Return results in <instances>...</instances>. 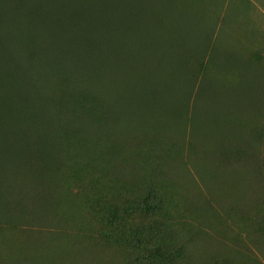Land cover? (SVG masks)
Listing matches in <instances>:
<instances>
[{
  "label": "trees",
  "instance_id": "16d2710c",
  "mask_svg": "<svg viewBox=\"0 0 264 264\" xmlns=\"http://www.w3.org/2000/svg\"><path fill=\"white\" fill-rule=\"evenodd\" d=\"M173 3L0 0V212L26 203L18 191L20 179L47 190L51 179L57 181L54 173L66 168L73 188L109 194L104 200L94 195L89 202L104 242L144 257L142 264L158 256L181 258L179 221L158 219L170 215L168 197L165 184L150 168L155 161L181 158L189 150L167 134L169 124H177L179 110L191 99L188 93H178L170 105L167 100L178 87L171 89L169 83L176 75L183 85L193 83L184 79L189 70L175 71L176 61L183 65L184 60L167 51L166 40L181 37V25L171 14ZM198 42L205 55L208 47ZM158 55L166 79H160L156 69L151 74L148 64ZM124 96L135 97L136 106L118 107L117 100ZM48 119L55 125L50 137L45 136L52 128ZM36 120L42 121L35 131L39 141L29 143L24 132ZM114 127L154 134L147 136L153 143L131 160L142 176L133 181L123 178L121 188L105 187L101 180L112 174L103 166L109 168L120 145L113 139ZM44 181L49 184L38 186ZM137 214L150 220L141 224Z\"/></svg>",
  "mask_w": 264,
  "mask_h": 264
},
{
  "label": "rangeland",
  "instance_id": "374dc122",
  "mask_svg": "<svg viewBox=\"0 0 264 264\" xmlns=\"http://www.w3.org/2000/svg\"><path fill=\"white\" fill-rule=\"evenodd\" d=\"M172 1L181 37H169L167 51L184 60L183 65L176 61L175 71L189 70L184 79L193 83L183 85L180 75L169 83L171 89L178 87L167 100L170 105L178 93L191 99L167 134L189 150L181 158L155 161L150 168L165 184L168 197L170 215L158 219L179 221L183 253L174 260L153 257L149 264H264V0ZM197 39L208 47L205 55ZM158 56L148 64L151 74L156 69L166 79ZM134 98L120 97L117 106L135 107ZM48 120L52 128L45 136L50 137L55 125ZM40 124L29 123L26 141H39L35 131ZM114 128L113 139L120 145L109 168L103 166L112 174L101 180L105 187L121 188L123 178L142 176L131 160L153 143L147 136L154 134ZM68 173L66 168L55 172L57 181L51 179L47 190L19 180L26 203L0 212V264H142L144 257L100 237L89 202L94 195L106 199L107 191H79L67 182ZM112 196L117 200L116 193ZM137 219L141 224L150 220L139 214Z\"/></svg>",
  "mask_w": 264,
  "mask_h": 264
}]
</instances>
